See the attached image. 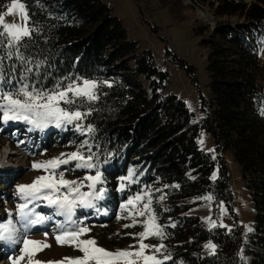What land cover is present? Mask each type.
<instances>
[{"label":"trees","instance_id":"1","mask_svg":"<svg viewBox=\"0 0 264 264\" xmlns=\"http://www.w3.org/2000/svg\"><path fill=\"white\" fill-rule=\"evenodd\" d=\"M194 1L214 17L212 26L193 29L201 37L208 76L206 93L198 95L197 113L175 93L165 91L170 72L156 66L151 49H139L104 0H40L42 7L35 0H21L41 28L33 51L48 57L53 78L73 73L112 83L111 88H101L104 95L95 105L98 111L88 121L97 129L100 168L110 191L102 204L116 205L121 199L116 194L119 177L134 169L139 183L122 196L145 185L167 194L166 202L156 209L164 215L160 223L176 225L166 228L168 237L163 241L174 264H264V115L260 112L264 74L258 56L259 39L264 37V0ZM8 3L0 0V11ZM164 54L198 88L195 67L167 45ZM200 131L211 136L214 152L198 147ZM52 134L50 127L29 150L48 149L55 138L61 139L60 144L69 141L67 131ZM228 151L251 195L253 228L245 236L236 223L210 229L193 213L198 203H209L198 198L211 194L217 206L209 216L225 225L219 211L223 202L227 217L237 220ZM203 241L219 245L216 255L204 252Z\"/></svg>","mask_w":264,"mask_h":264},{"label":"snow or ice","instance_id":"2","mask_svg":"<svg viewBox=\"0 0 264 264\" xmlns=\"http://www.w3.org/2000/svg\"><path fill=\"white\" fill-rule=\"evenodd\" d=\"M35 3L42 7L40 0H35ZM5 7V11H0V130L10 124L24 125L27 133H43L54 127L72 131L81 138L70 142L74 146L73 151L33 161L32 170L43 172V175L36 176L31 183L15 186V209L9 210L6 218L0 220V245L14 250L18 248L20 253L10 257L12 264H21L25 258L27 264H33L34 253L50 247L46 242L47 230L44 231L45 241L28 238L33 229H47L48 226H52L58 246L73 247L82 255L65 257L59 262L35 261V264H64L65 261L67 264H174V257L163 241L168 237L166 228L176 225L160 223L157 209L153 206L154 201L160 204L167 198L160 188L145 185L120 203L116 219L130 220L122 228L140 226L143 229L136 233H124L135 240V244L129 245L128 249L110 251L100 247L97 240L89 236L91 227L85 222L87 216L81 217L78 213L93 210L107 215V209L101 210L100 204L107 199L108 189L100 168L101 146L96 143L97 129L88 121L98 111L95 105L104 95L101 88H111L112 83L73 73L53 78L52 72L48 71V57L33 51L35 37L41 34V28L33 23L28 5L21 0H10ZM9 15L19 22H6L5 17ZM259 42L264 45V37ZM49 80H52L50 85ZM260 112L264 115V108ZM15 136L16 133H13L10 138ZM15 142L17 147L28 144L27 139H16ZM198 143L203 146V139ZM209 151L214 152V149ZM108 155L111 156V153ZM80 170L84 171L82 177L66 178L69 172ZM216 178L213 172L211 179ZM119 181L117 191L125 192L139 183V176L130 168L127 175L119 177ZM156 193L161 194L157 197ZM198 199L210 203L213 196L209 194ZM219 207L221 215L226 214L223 202ZM45 208L50 211L43 212ZM205 219L210 229L227 227L218 224L211 216ZM85 236L89 238L84 239ZM153 238L160 243H145ZM204 248L209 250V256L216 255V245L211 241Z\"/></svg>","mask_w":264,"mask_h":264},{"label":"rangeland","instance_id":"3","mask_svg":"<svg viewBox=\"0 0 264 264\" xmlns=\"http://www.w3.org/2000/svg\"><path fill=\"white\" fill-rule=\"evenodd\" d=\"M165 1L166 3H163L165 4L163 5L158 0H104L111 7L112 13L121 20L128 36L137 41L139 49H151L156 66L161 69H167L170 72V82L166 86L165 91L175 93L190 109L197 113L198 95L199 92L202 94L206 93L208 76L205 70V51L199 46L201 37L195 35L193 29L197 26H203V24L212 26L214 17L203 5L194 0ZM5 10L6 7L2 11ZM5 20L9 23L19 22L16 17L10 15L6 16ZM153 27L154 30H151ZM165 45L195 67L198 88L190 82L182 69L173 66L167 61V57L164 54ZM258 56L264 74V45L260 48ZM52 130V136L59 135L62 131L54 127H52ZM67 132L66 137H69V141L65 142V144H60L59 141L61 139L55 138L57 142L52 147L41 152H31L29 150V147L30 149L35 148L33 143L38 141L37 138L40 137L41 133H27L25 126L22 124H10L5 128L4 133L0 132V181L4 180L0 182V220L6 218L9 210L14 211L15 209V186L31 183L36 176L43 175V172L32 170L33 161L46 160L59 156L62 152L75 150L74 146L70 145V142L79 138H75L77 135L74 132ZM13 133H16L15 138L6 137L7 134L12 136ZM16 139H27L28 144L17 147ZM201 139L204 141L203 146L198 143ZM196 140L200 149L208 151L212 148V138L208 133L200 131ZM42 152L45 154L41 155L40 153ZM225 157L235 193L237 220L234 222L228 218L227 212L224 215H221L220 212V219L227 227H231L235 223L240 225L245 236L249 232L248 229L253 228V207L250 191L242 182L240 168L233 154L228 151ZM83 175L84 171L80 170L75 173L69 172L66 178L76 179ZM106 187L109 190L107 185ZM137 191L139 190H134L132 194ZM122 193L116 189V194L121 199L114 206L109 202L111 209L105 207L101 202L100 208L101 210L107 209V215L98 214L93 210L78 213L81 217L87 216L85 222L91 227L89 236L94 237L100 247L110 251L128 249L129 245L135 244V240L132 236L124 235V233H136L143 230L140 226L123 229L122 225L129 223L130 220L121 219L118 221L116 219L120 203L127 199V196H122ZM155 195L158 197L160 194L156 193ZM164 202L166 201L164 200L162 203L157 204L154 201L153 206L157 208L158 205H163ZM216 206L214 202H210L208 205L205 202L198 203L193 207V213L198 214L202 218L203 224L209 227V223L205 218L209 217L211 209L216 208ZM42 211L48 213L50 210L45 208ZM157 215L158 218H163L164 216L159 215L158 212ZM45 230L48 231L46 242L50 247L36 251L32 257L33 264H35V261L59 262L65 257L75 258L82 255L79 251L74 250L73 247L58 246L52 232V226H48L47 229H33L28 238L36 241H45ZM83 238L87 239L89 237L85 236ZM145 243L157 244L160 241L153 238L147 239ZM203 244L205 245L206 243L203 241ZM215 245L217 249L219 245ZM208 251V249L204 248L205 253L208 254ZM15 255H20L18 248L14 250L6 245H0V264H12L10 257ZM21 264H27V258ZM64 264H67V262L65 261Z\"/></svg>","mask_w":264,"mask_h":264}]
</instances>
